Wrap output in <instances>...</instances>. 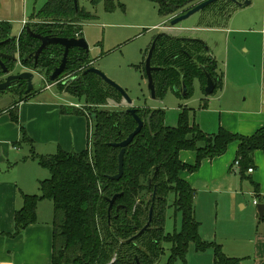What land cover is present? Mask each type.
Listing matches in <instances>:
<instances>
[{
	"label": "trees",
	"instance_id": "16d2710c",
	"mask_svg": "<svg viewBox=\"0 0 264 264\" xmlns=\"http://www.w3.org/2000/svg\"><path fill=\"white\" fill-rule=\"evenodd\" d=\"M152 1L157 5L160 17L168 20L186 13L204 0ZM99 2L91 0V5L95 7ZM236 10L235 5L227 0L213 3L200 12L199 26L222 28ZM36 19L35 23L26 24L17 39L9 37L10 25L0 22V43L9 40L0 47V53L15 49L17 42L22 63L31 69L34 60L24 58L35 53L39 43L30 37L26 28L41 36L80 39L83 38L82 24L95 17L81 9L78 2L75 8L74 0H48ZM62 55L61 47L50 46L40 55L35 71L48 80ZM145 58L146 54L141 70L146 79ZM91 63L84 51L71 50L66 70L59 80L76 71L79 75L57 85L59 91L83 101V110L61 106L60 113L85 117L92 124L88 129L86 149L80 153L58 150L54 155L33 157L41 168L48 171L49 178L39 182L37 195L21 196L23 204L15 212L14 231L8 236L15 238L35 224L38 203L48 200L53 208L51 264H159L164 245L170 246L164 264L179 261L185 264L190 244L198 252L212 248L213 264H238L239 260L223 254L220 245L201 240L200 224L195 218L194 191L179 178V174L194 172L203 160L223 155L230 144L237 142L234 162H238L239 176L248 180L257 192L258 186L246 173L248 169L253 170L254 153L260 151L264 155V126L250 137L231 134L221 128L213 135H206L190 122L191 109H180L175 127L165 125L163 110L135 109L144 125L126 148L123 176L119 181H111L108 178L118 171L120 149L109 144L124 141L134 131L136 123L127 108L120 105L122 97L115 89L95 74H85L93 68ZM150 66L156 69L151 76L155 98L159 100L174 88L177 97H182L180 92L185 88L182 98H189L195 80L204 89L210 79L216 91L223 81V74L217 70L210 52L203 42L195 39L159 34ZM30 97L28 94L17 99L7 109L13 123H18L17 105ZM109 101L114 102L112 109L107 108ZM206 106L204 103L203 108ZM21 136L22 142L32 148V140L23 128ZM182 151L196 154L193 166L180 162L179 153ZM120 194L110 207L109 201ZM170 207L180 215V228L173 234H166V211ZM148 222V228L138 235Z\"/></svg>",
	"mask_w": 264,
	"mask_h": 264
},
{
	"label": "rangeland",
	"instance_id": "374dc122",
	"mask_svg": "<svg viewBox=\"0 0 264 264\" xmlns=\"http://www.w3.org/2000/svg\"><path fill=\"white\" fill-rule=\"evenodd\" d=\"M47 1L0 0V17L10 16L13 20L12 23L7 21L0 22H7L11 27V34L15 35L20 29L21 23L31 24L37 21V13L45 6ZM77 2L81 9L95 17L94 20L84 22L81 26L83 39L88 46V57L92 61V67L125 91L132 101L133 109H144V105H146L163 110L164 121L169 126L176 124L177 115L180 109L183 108L192 110L189 116L191 123H193V120L196 124L198 122L213 123L218 117L217 114L213 113L217 105L215 101L219 98L223 89L230 90L228 93L233 90L239 92L248 91L253 94L259 93L260 88L264 90V75L261 73L260 50L257 47L256 36L231 33L226 42L223 33L198 29L200 28L198 27L200 13L171 27L169 26L170 20L181 14L172 16L168 20L163 19L158 13L157 5L152 0H100L95 7L91 5V0H78ZM254 5L252 4L248 9L252 11V14L256 15L257 6L255 7ZM169 29L172 30L170 33L168 32ZM165 32H168V35L174 38L187 39L188 36H197L196 39L205 43L206 47L216 55L217 70L223 73L222 88L217 90L214 95L207 97L200 83L195 80L193 82L192 95L187 99L177 97L169 89L163 99L150 100L147 79L144 78L141 70L142 59L144 54L147 56L146 51L147 49L149 50L154 37L159 34H166ZM11 34L9 35L10 38H18L11 37ZM242 47H246L248 52H244ZM227 51H229L228 58ZM3 54H14L17 58V63L11 67L13 74L32 70L30 66L22 63L17 42L15 43V49H9L8 53ZM34 72L37 76H35L33 81V90L29 94L31 96L39 93L42 96H46L50 92L67 95L65 92L59 91L57 85L67 81L68 78L79 75L76 71L64 76L62 80L49 83L44 75ZM5 77L1 74L0 81L5 80ZM24 89L26 91L25 83ZM261 93L264 95L263 92ZM24 97V93L20 92L14 101ZM68 97L73 102V105H70L71 108L84 109L83 101ZM54 102L59 106L63 105L61 101L56 100ZM204 103L207 104L206 109L203 108ZM108 104V109H112L115 106L112 101H109ZM120 105L123 108H128L123 100ZM72 116L75 118L74 120H81L83 124V126L77 127L74 124L75 139L78 131L82 135L87 127V122L82 116ZM91 126L92 124L90 123ZM23 148L28 149L26 146H23ZM82 148L71 149L69 152L80 153ZM52 152V155L57 153L55 150ZM232 171L231 175L234 177V181L239 188L241 187L237 189V185L233 183V189H237L241 195L245 194L246 188L250 186L249 181L240 180L238 169L235 165ZM43 173L45 174V172ZM255 199L254 196L244 195L241 198V201L246 206L244 210L236 204V201L231 206L225 205L223 201L229 203L227 198H220L218 205L213 201L210 203L202 202L198 207L195 206L196 219L201 224L199 229L201 240L207 244L222 246L223 254L243 256L240 252H242L247 240L252 237V232H250L252 228H264V219L261 220L259 218L257 207L253 206ZM39 213L41 220L50 222L53 218L51 202L48 200L39 202L36 209V220ZM179 228L180 215L175 214L173 208L170 207L166 211L164 231L166 234H173L174 231H179ZM169 249V245H164V254L159 264L166 262ZM213 259L212 248L204 252H198L195 246L190 244L185 257V264H213ZM241 261L239 260L238 264ZM177 264L183 263L179 261Z\"/></svg>",
	"mask_w": 264,
	"mask_h": 264
},
{
	"label": "crops",
	"instance_id": "0c3cea01",
	"mask_svg": "<svg viewBox=\"0 0 264 264\" xmlns=\"http://www.w3.org/2000/svg\"><path fill=\"white\" fill-rule=\"evenodd\" d=\"M249 1V6H243L232 13L233 15H230L222 28H205L198 25L200 27L198 29L223 33L226 42L231 33L256 36L257 47L260 50L261 73L264 75V0ZM252 4L257 6L256 15L248 9ZM8 11L10 12L9 9ZM0 21L13 22L10 16L0 17ZM21 26L17 34H11V37L17 38L20 35L24 28L22 23ZM170 31L172 30L169 29L168 32L170 33ZM168 32L165 33L168 34ZM196 38L197 36L187 37V39L198 40ZM207 49L216 62V55L209 48ZM242 49L244 52H248L246 47H242ZM228 54L229 51H227V58ZM222 86L223 81L221 88ZM204 89H202L203 92ZM172 91L174 92V90ZM229 91L223 89L215 101L217 105L213 113L218 117L213 123L198 122L196 124L194 120L193 123L206 135H213L221 128L231 134L250 137L264 126V95L261 93H264V90L260 88V92L255 94L233 90L228 93ZM215 93L216 89L212 95ZM68 98V95H59L53 92L46 96H42L40 93L31 96L17 105V124L11 121L8 108L0 110V264H51L52 219L50 222H45L40 219L39 213L36 223L28 226L19 236L11 238L8 235L14 231V215L23 204L21 196L37 195L39 182L49 178L47 170L41 168L33 157L52 155L53 150L71 153L69 152L71 149L78 147L86 149L90 126L88 120L83 117L87 122V127L82 135L78 131L77 137L74 139V124L76 127L83 126L81 120H74L72 115L60 113L61 106L70 107L73 105V102ZM56 100L61 101L63 105L56 104L54 102ZM144 107L151 110L156 109L152 106L144 105ZM206 108L207 106L204 109ZM164 123L168 127H175L177 119L174 126L167 125L165 121ZM21 128L32 140V148L29 144L22 142ZM46 145L48 146L46 147ZM23 146L28 149H24ZM237 146V142L232 143L223 155L203 160L194 172H180L179 178L194 191V209L202 202L214 201L218 205L220 198H227L229 203L223 201L225 205L231 206L236 201V204L244 210L246 206L241 201L244 195L254 196L256 199L253 203H257L256 207L264 205V155L262 152L256 151L253 156V172L246 173L250 181L258 186L257 192L250 184L246 188L245 194L241 195L237 191L241 187L239 188L231 175L235 165ZM83 148L81 151L84 150ZM179 160L184 165L193 166L196 154L182 151L179 153ZM240 180H242L241 177ZM233 183L237 185L236 190L233 189ZM253 206L255 205L253 204ZM250 232H252V237L247 240L240 252L243 256L224 254L228 258L242 260L240 264H264V228H252Z\"/></svg>",
	"mask_w": 264,
	"mask_h": 264
},
{
	"label": "water",
	"instance_id": "95a60500",
	"mask_svg": "<svg viewBox=\"0 0 264 264\" xmlns=\"http://www.w3.org/2000/svg\"><path fill=\"white\" fill-rule=\"evenodd\" d=\"M218 1L220 0H204L198 3L193 8L188 10L186 13L181 14L171 19L169 22V26L171 27L176 26L177 24L187 20L188 18H190L191 16L195 14L200 13L206 7ZM227 1H230L233 5H235L237 9H241L243 6L250 5L249 0H227ZM74 6L75 8L77 7V0H74ZM26 32L30 35V37L37 40L39 43V47L37 48L35 53L30 54L24 58V60H29V59L34 60L33 68L31 71H22L20 73L13 74L11 67L17 63V58L15 57L14 54L8 55V54L0 53V71L3 76H6L5 81L2 83L0 82V95L5 94L6 90L10 87L11 83L13 82H24L26 85L25 95L29 94L33 90V81L35 80V76H37L34 71L36 70L39 57L50 46H59L63 49V55H62L59 65L53 70L51 75L48 77V82L50 83L57 82L59 78L61 77V75H63V73L65 72L66 67H67V62H68V54L71 50H74V49L82 50L88 55V46L83 38L66 39V38H58V37H53V36H41V35L32 33L29 30V28H26ZM157 39H158V35L153 39L149 47V50L147 52V56L144 60V70H145V75H146V79L148 83V95H149L150 100H156L155 88H154V84H153V80L151 76V73L156 69L150 66V60L155 50ZM8 42L9 40L5 42H1L0 47L4 46ZM205 48L207 49L206 46ZM3 61L9 63L11 67L9 65H6ZM87 73L95 74L105 84L112 87L119 93V95L122 97V100L126 103L128 107L127 112L132 116L133 120L136 123V128L134 129V131L124 141H122L121 143H117V144H109V146L111 147L119 148L120 151L118 154L117 174L112 177H109L108 179L111 181H119L121 177L123 176V158H124L126 148L132 143L133 139L141 132L144 124L142 120L137 116L135 109L132 108V101L127 96V94L125 93L123 89H121L119 86H117L112 81L108 80L100 71H98L95 68L88 69L85 72V74ZM173 90L174 92L177 91V89L175 88ZM214 90H215V86L213 82L210 79H208L206 83V87L204 89L205 95L206 96L212 95ZM185 92H186V89L183 88L180 92L182 97L185 96ZM12 104H13V100L10 97H5L3 99H0V110H5L11 107ZM150 119H151V115L148 116L147 121H146L148 126L150 124ZM118 196H121V194L113 197L109 201L110 207L112 206V204L114 203L115 199ZM257 211H258L259 218L263 219L264 205H259L257 207ZM150 219H151V211L149 213V221ZM148 226H149V222L143 227V229L138 233V235L142 234L148 228Z\"/></svg>",
	"mask_w": 264,
	"mask_h": 264
},
{
	"label": "flooded vegetation",
	"instance_id": "af4514ba",
	"mask_svg": "<svg viewBox=\"0 0 264 264\" xmlns=\"http://www.w3.org/2000/svg\"><path fill=\"white\" fill-rule=\"evenodd\" d=\"M3 62L6 65H9L11 67V65L9 63H7L5 61H3ZM4 81L5 80L0 81V82L2 83ZM23 86H24V82L23 83L22 82H13V83H11L10 87L6 90L5 94L1 95V98L0 99H3L5 97H10L13 100V103H14L15 98L20 94V92H22V94L24 93V96H26L25 95V89L23 90Z\"/></svg>",
	"mask_w": 264,
	"mask_h": 264
},
{
	"label": "built area",
	"instance_id": "2783aa9c",
	"mask_svg": "<svg viewBox=\"0 0 264 264\" xmlns=\"http://www.w3.org/2000/svg\"><path fill=\"white\" fill-rule=\"evenodd\" d=\"M23 25L25 26L26 24H25V23H23ZM46 89H47V87H46ZM235 166H236V167H238V162H236V163H235ZM252 172H253V170H252V169H248V170H247V173H248V174H251ZM253 204H254L255 206L257 205V203H256V202H254Z\"/></svg>",
	"mask_w": 264,
	"mask_h": 264
}]
</instances>
